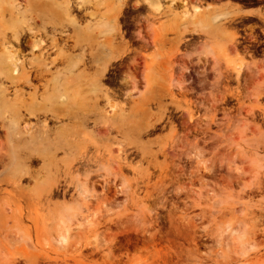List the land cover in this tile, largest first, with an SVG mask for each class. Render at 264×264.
<instances>
[{"label": "rangeland", "instance_id": "obj_1", "mask_svg": "<svg viewBox=\"0 0 264 264\" xmlns=\"http://www.w3.org/2000/svg\"><path fill=\"white\" fill-rule=\"evenodd\" d=\"M94 4L49 131L0 129V264H264V1Z\"/></svg>", "mask_w": 264, "mask_h": 264}, {"label": "bare ground", "instance_id": "obj_2", "mask_svg": "<svg viewBox=\"0 0 264 264\" xmlns=\"http://www.w3.org/2000/svg\"><path fill=\"white\" fill-rule=\"evenodd\" d=\"M34 2L38 16L42 17L43 21L41 22L43 36L40 37L47 38V41L40 38L36 30L33 32L35 25H31L34 26L32 30L29 27L30 23L23 22L19 10L23 6L22 2L19 7L15 0H8L12 11L8 16L0 15V129L21 125V129L28 135L34 132L38 123H41L39 129L42 133H47L49 131L47 121L55 118L54 112L57 107L63 109V102L69 94L58 83L60 79L66 78L64 73L68 71L69 60L72 57L71 49H77L73 41L70 48L65 45L66 40H73L72 36L66 34L65 29L70 27L73 30L79 25L77 17L73 14L74 9H84L87 16L93 17L84 5L87 3L92 7L95 6V0H35ZM28 17H31L29 13ZM61 34H65V39H62ZM48 42L49 44L46 45ZM235 72L240 73L239 69ZM108 107L110 106H106ZM31 118L38 119L37 123L31 125L29 123ZM70 232L69 229H63L58 233L56 242L65 245L73 235Z\"/></svg>", "mask_w": 264, "mask_h": 264}, {"label": "flooded vegetation", "instance_id": "obj_3", "mask_svg": "<svg viewBox=\"0 0 264 264\" xmlns=\"http://www.w3.org/2000/svg\"><path fill=\"white\" fill-rule=\"evenodd\" d=\"M249 1L263 2L264 0H249ZM256 29L258 30L259 33H261V29L259 26H256ZM257 47L259 48V51H264V39L258 41Z\"/></svg>", "mask_w": 264, "mask_h": 264}, {"label": "crops", "instance_id": "obj_4", "mask_svg": "<svg viewBox=\"0 0 264 264\" xmlns=\"http://www.w3.org/2000/svg\"><path fill=\"white\" fill-rule=\"evenodd\" d=\"M243 10L246 11V12H249V11H253V8L247 7V8H243Z\"/></svg>", "mask_w": 264, "mask_h": 264}]
</instances>
